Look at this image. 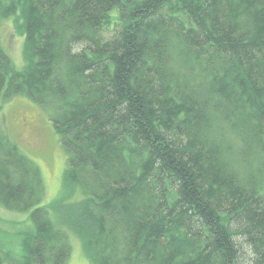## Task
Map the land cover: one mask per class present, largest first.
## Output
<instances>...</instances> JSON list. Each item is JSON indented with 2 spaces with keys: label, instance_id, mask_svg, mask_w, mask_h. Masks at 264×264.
Returning <instances> with one entry per match:
<instances>
[{
  "label": "trees",
  "instance_id": "16d2710c",
  "mask_svg": "<svg viewBox=\"0 0 264 264\" xmlns=\"http://www.w3.org/2000/svg\"><path fill=\"white\" fill-rule=\"evenodd\" d=\"M10 18L0 110L37 105L66 166L43 204L0 121V205L33 228L9 264H66L70 235L89 264H264V0H0Z\"/></svg>",
  "mask_w": 264,
  "mask_h": 264
},
{
  "label": "rangeland",
  "instance_id": "374dc122",
  "mask_svg": "<svg viewBox=\"0 0 264 264\" xmlns=\"http://www.w3.org/2000/svg\"><path fill=\"white\" fill-rule=\"evenodd\" d=\"M23 43L24 37L15 29L14 18L1 20L0 44L16 70L24 67ZM0 121L22 154L39 167L45 192L42 203L55 200L61 191L66 155L43 111L28 99L14 98L2 105ZM32 231L29 212H12L0 205L1 264H9L7 258L19 256L22 237ZM69 244L71 250L66 264H89L80 241L70 235Z\"/></svg>",
  "mask_w": 264,
  "mask_h": 264
}]
</instances>
